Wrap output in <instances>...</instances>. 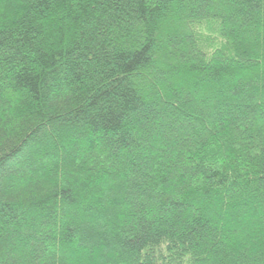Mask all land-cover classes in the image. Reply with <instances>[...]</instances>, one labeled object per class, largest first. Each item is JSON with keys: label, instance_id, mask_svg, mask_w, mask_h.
<instances>
[{"label": "trees", "instance_id": "16d2710c", "mask_svg": "<svg viewBox=\"0 0 264 264\" xmlns=\"http://www.w3.org/2000/svg\"><path fill=\"white\" fill-rule=\"evenodd\" d=\"M0 264H264V0H0Z\"/></svg>", "mask_w": 264, "mask_h": 264}]
</instances>
